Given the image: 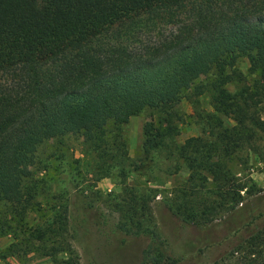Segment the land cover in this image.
Instances as JSON below:
<instances>
[{
  "label": "trees",
  "instance_id": "trees-1",
  "mask_svg": "<svg viewBox=\"0 0 264 264\" xmlns=\"http://www.w3.org/2000/svg\"><path fill=\"white\" fill-rule=\"evenodd\" d=\"M162 22L175 23V32L152 41L148 33ZM143 26L144 40L133 46L130 35ZM242 57L253 76L250 86L235 67ZM2 74L10 80L0 84V237L10 236L11 242L0 257L35 255L53 264H79L66 198L53 196L46 211L35 200L39 187L23 182L37 147L69 133H83L95 152L97 180L113 167L122 174V190L110 198L120 215L114 231H141L143 223L144 229L152 223L155 190L124 183L131 161L119 139L121 126L147 109L163 114L144 123L145 156L173 146L188 170L173 190V214L203 225L230 213L222 223L223 239L251 223L241 224L247 208L241 192L252 197L258 191L233 166L245 161L243 152L260 153L256 142L264 133V0H0ZM203 76L209 78L215 113L205 116L201 135L177 143L181 118L173 107ZM233 80L242 86L230 92L226 85ZM221 115L233 124H224ZM39 212L40 221L28 220ZM198 241L189 238L184 248ZM150 252L139 264H182V258ZM222 264H264V226Z\"/></svg>",
  "mask_w": 264,
  "mask_h": 264
},
{
  "label": "rangeland",
  "instance_id": "rangeland-1",
  "mask_svg": "<svg viewBox=\"0 0 264 264\" xmlns=\"http://www.w3.org/2000/svg\"><path fill=\"white\" fill-rule=\"evenodd\" d=\"M146 16H142L144 19ZM176 24L158 23L149 34L154 41L159 35L169 36L175 32ZM137 29V28H136ZM140 33L133 32L130 38L137 45L139 39L144 40V26ZM236 69L246 77V84L251 85L253 76L248 73L249 62L246 58H239ZM0 84H6L10 75H0ZM209 78L201 77L185 93L181 101L173 107L180 116L177 120L180 134L177 143H183L187 137L201 135L205 126V116L215 113L212 108V98ZM242 86L236 80L226 85L230 92H235ZM162 112L147 109L138 116L132 117L127 124L121 126L119 139L125 143L131 165L125 167L124 183L138 188H152L155 190L153 199L149 201L152 223L141 231H114V224L120 215L112 207L110 198L122 190L123 177L118 168L113 167L111 175L96 179L92 171L98 167L96 154L84 142L83 133L67 134L64 137L51 139L40 144L35 151V161L28 168L30 175L24 178V184L34 183L39 187L35 197L42 207H49L47 200L52 203L53 196L66 198L68 204L69 227L72 245L78 255L79 264H139L144 261L146 252L149 256L156 252L170 254L182 258V264H222L228 259L230 251L242 242L250 233L264 226V133L262 139L256 142L260 153L243 152L245 158L233 166L236 176L242 182L254 184L258 191L252 197L244 191L246 209L241 218V224L251 221L236 235L227 239L223 220L230 213L222 215L211 224H186L172 212L174 204V188L181 186L187 177L188 170L181 165L182 161L175 154V149L153 150L145 156L143 149V126L146 121H156ZM221 118L227 126L233 121L225 115ZM264 119V113L262 114ZM115 122L109 123L113 128ZM113 133L107 135L112 140ZM173 150L170 154L169 151ZM247 156V157H246ZM247 161V162H246ZM127 164V163H126ZM180 166L178 170L176 168ZM108 201V202H106ZM49 204V203H48ZM43 212L31 213L30 222L42 219ZM106 219V224L101 220ZM215 225V226H214ZM199 239L195 248L185 249L187 239ZM209 239V241H207ZM213 245L198 251L208 242ZM11 242L10 236L0 237V252ZM64 258V254H60ZM0 264H53L48 257L28 255L26 257H0ZM154 264V263H150Z\"/></svg>",
  "mask_w": 264,
  "mask_h": 264
}]
</instances>
